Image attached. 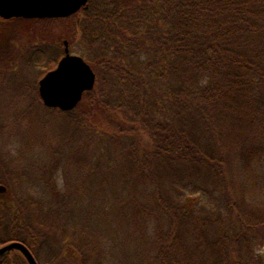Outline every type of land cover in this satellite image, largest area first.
<instances>
[{"label": "trees", "instance_id": "16d2710c", "mask_svg": "<svg viewBox=\"0 0 264 264\" xmlns=\"http://www.w3.org/2000/svg\"><path fill=\"white\" fill-rule=\"evenodd\" d=\"M59 18L96 82L72 110H20L47 159L28 195L0 160V244L39 264H264V0H89ZM41 45L21 63L44 72ZM9 64L0 89L23 93ZM0 264L28 262L12 249Z\"/></svg>", "mask_w": 264, "mask_h": 264}, {"label": "rangeland", "instance_id": "374dc122", "mask_svg": "<svg viewBox=\"0 0 264 264\" xmlns=\"http://www.w3.org/2000/svg\"><path fill=\"white\" fill-rule=\"evenodd\" d=\"M70 30L69 22L61 18L0 19V63L5 66H7V63H10L9 65L13 63L17 64L16 69H22L23 81L15 83L14 86L16 89L22 86L25 87L20 89L23 93L17 92L12 94L6 91L7 89H0L5 91V96L8 97L6 98L0 92V125L4 127H0L2 128L0 132H7L10 134L9 139L7 138L5 140L3 137L0 138V160L7 164L6 166L9 171L16 173L20 180V184L14 185L13 189L17 191L20 188V192L23 191L24 195H28V191L25 189L26 185L29 186L31 190L33 187L37 193L41 191L42 185L36 178L39 174V167L47 158L43 153L45 151V145L40 141V139H43V135L41 136V133L40 135H36L32 130H27L26 121L22 120L23 115L20 113V110L26 108L31 109L25 119L37 116V113H39L37 110H39V108H37L38 106L36 105L40 106V104L37 102L35 103L36 99H34V97H37L39 102L41 100L38 94L34 96L33 94L26 93V90H28L26 89V85L27 82H30L31 85L36 82L37 85L38 79L47 70L40 72L37 67H28L29 65H27L26 62L24 63L23 61V63H21V61L30 57L28 54L30 51L27 49L31 45H35L38 41H41L42 48L46 50L47 59L50 58L49 62L55 65L63 54L64 39L68 42L70 53L81 55L86 60L84 47L77 39H74V35L70 33ZM46 44L52 45L53 47H49L50 49L48 50L47 47H45ZM25 52L28 53L24 54ZM48 65L50 66L49 63ZM49 66L48 69L53 68H49ZM10 96L14 101L11 106L10 103L7 102L11 100ZM48 116L54 119L53 124H48V131L56 135L55 140H58L59 137H61L62 140V138L65 137V132H67V129L64 127L62 116L56 112H49ZM16 117H21L20 126L15 125ZM61 168L63 167L59 169V181L63 186L66 178ZM0 184L5 185L4 183ZM109 240H111V238ZM257 247L262 251L264 249V243H258ZM116 255L119 259L122 258V262L128 261L125 257L126 251L124 248L118 247Z\"/></svg>", "mask_w": 264, "mask_h": 264}, {"label": "water", "instance_id": "95a60500", "mask_svg": "<svg viewBox=\"0 0 264 264\" xmlns=\"http://www.w3.org/2000/svg\"><path fill=\"white\" fill-rule=\"evenodd\" d=\"M89 0H0V19L10 18H59L68 17ZM63 55L55 67L38 79L41 102L49 108L62 111L72 110L81 100L83 93L91 90L96 82V73L91 65L78 54L70 53L66 39L63 40ZM7 187L0 184V193ZM12 249L19 250L28 264H39L30 249L19 240H10L0 245V257Z\"/></svg>", "mask_w": 264, "mask_h": 264}, {"label": "flooded vegetation", "instance_id": "af4514ba", "mask_svg": "<svg viewBox=\"0 0 264 264\" xmlns=\"http://www.w3.org/2000/svg\"><path fill=\"white\" fill-rule=\"evenodd\" d=\"M12 19V18H11Z\"/></svg>", "mask_w": 264, "mask_h": 264}]
</instances>
